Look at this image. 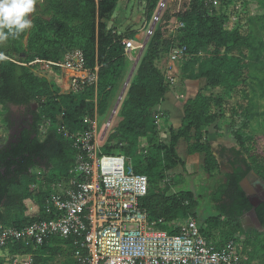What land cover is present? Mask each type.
Instances as JSON below:
<instances>
[{
  "label": "trees",
  "instance_id": "16d2710c",
  "mask_svg": "<svg viewBox=\"0 0 264 264\" xmlns=\"http://www.w3.org/2000/svg\"><path fill=\"white\" fill-rule=\"evenodd\" d=\"M158 2L146 1L147 23ZM233 2L219 0L218 7L214 8L204 0H189L185 11L173 16L177 23L183 24L174 32L178 33L176 37H165V26L172 17L168 11L164 13L144 47L136 74L131 76L119 111L120 121L108 139L106 152L122 153L131 160L134 173L147 178V194L140 201L141 207L146 209L149 221L169 234L178 232L177 222L194 216L197 200L190 190L161 188L159 184L174 166L186 172L185 162L177 153L180 141L184 142L188 156L202 155L206 170L217 168V160L204 138V128L213 125L222 114L221 98L205 97L201 91L188 94L181 107L183 116L170 133L168 143L158 142L154 124L157 107L165 100L169 84L156 62L172 46H184L185 56L178 68L180 78L202 79L207 88L232 91L240 83L246 66L242 47L248 49V59L256 62L263 47L260 39L257 47L253 46L257 32L252 27L243 24L231 30L223 27L228 19L225 7ZM116 3L117 0H35L30 26L16 37L0 39V115L4 117L5 130L11 129L8 106H36L30 120L18 125L0 145V225L21 229L45 218L50 185L67 179L78 154L70 135L86 130L94 113L93 88L78 94L61 92L54 80L37 76L28 64L35 59L61 61L68 52L79 49L87 67H98L96 108L98 116L103 117L128 72L129 59L122 40L132 39L106 28ZM197 54L203 56L194 72L193 59ZM211 106L218 112L212 113ZM251 116L246 110L241 126L229 133L235 146L221 148L219 152L226 158L231 172L224 174L225 182L212 193L213 208L218 214L206 219L215 227L220 223L234 226L232 231L223 234L224 241L211 236L210 240L219 239L222 243L232 240L239 246L241 255L251 237L264 236V232L245 230L240 225L241 217L254 209L264 230V202L253 207L240 185L250 172L264 181V169L257 164L260 156L251 154L245 146L243 129ZM41 125L47 129L42 140L39 138ZM34 169L39 171L38 175L33 173ZM33 197L38 211L26 216L24 201ZM199 230L204 235L203 228ZM260 248L264 252V244ZM72 251L70 240L58 237L46 240L40 247L18 241L3 249L6 255L32 254L33 264L65 252L70 253L71 264H76Z\"/></svg>",
  "mask_w": 264,
  "mask_h": 264
},
{
  "label": "built area",
  "instance_id": "2783aa9c",
  "mask_svg": "<svg viewBox=\"0 0 264 264\" xmlns=\"http://www.w3.org/2000/svg\"><path fill=\"white\" fill-rule=\"evenodd\" d=\"M171 1H175L173 11ZM204 1L209 7L219 5V0ZM188 4L189 0H159L150 22L143 25V28L146 26L145 38L153 35L165 12L173 17L185 11ZM172 20L167 25V36L183 27ZM146 39L122 40L129 61L134 60L132 52L140 54ZM185 52L184 46L171 49L170 65L182 59ZM28 65L37 76L52 80L61 78L64 93L78 94L93 88L94 113L86 130L70 135L78 154L67 179L50 185L45 218L21 229L0 225V257H7L10 264H33L32 254L4 253L2 256L3 249L18 241L40 247L46 240L58 237L70 240L76 264H244L234 241L222 243L219 239H211L210 242L191 217L175 224L178 229L175 234L156 227L140 204L147 194V178L135 174L131 160L122 153L106 152L108 139L119 121L130 72L105 115L99 117L96 108L98 67H87L79 49L71 50L61 61L35 59ZM166 79L168 83L173 82L170 77Z\"/></svg>",
  "mask_w": 264,
  "mask_h": 264
},
{
  "label": "rangeland",
  "instance_id": "374dc122",
  "mask_svg": "<svg viewBox=\"0 0 264 264\" xmlns=\"http://www.w3.org/2000/svg\"><path fill=\"white\" fill-rule=\"evenodd\" d=\"M146 1L147 0H117L115 10L110 16L106 28L115 30V32L124 36H132L134 40L135 35L139 33L140 30L143 32L146 30V26L143 28L146 22L144 15ZM261 1L264 3V0ZM174 2L175 1H171V3H173L170 7L172 11L175 10ZM225 12L227 13L228 19L225 21L223 27L226 30L234 29L239 24H241V26L246 25L247 27H252L257 32L254 33L255 40L253 41V46L257 47V41L259 39L262 41L263 46L259 61L257 62L249 60L248 49L242 47L243 61L246 66L243 70L240 83L232 91L228 92L222 88H207L205 85L206 82L202 79L190 80L180 78L178 76V68L181 64L180 59L177 60L173 66L169 63V53L171 49L176 47L175 45L156 62L158 68L165 73L166 78L170 77L173 80L172 83H168L169 91L166 94L165 100L157 107L158 115L156 116L154 124L157 127L156 139L158 142L162 144L168 143L170 133L178 127L179 121L182 118L181 107L188 94L201 91L205 97L213 99L217 97L221 98L222 114H217L218 117L213 125L204 128V138L210 145L217 160V168L211 171L206 170L203 166L202 155L196 154L188 156L185 152L184 142L180 141L177 147V153L185 162L186 172H183L180 166H174L165 180L159 184L161 188L169 186L174 190H190L194 193L197 204L193 210L194 216L191 217L195 219L199 228H203L204 236L210 242V236L213 238L220 237L224 241L223 234L232 231L234 228V226L225 225L224 223H220L215 227L211 223L206 222V219L207 217H214L218 214L213 208L212 193L215 194L219 185L225 182L224 174L231 171L226 158L220 156L219 152L221 148L235 146L233 137L229 135V133L241 126L242 115L246 110H249L252 116L248 121V125L243 129L246 137L245 146L250 150L251 154L260 156L257 164L264 169V83H262L264 80V6L260 0H235V2L225 7ZM30 18L31 17H29L28 21H30ZM172 19V22L176 20L175 17H172ZM168 23L169 21L167 25ZM250 23H252L253 26L250 25ZM167 25L164 31L165 37L168 35ZM242 32L245 35L247 31L244 29ZM177 34L178 33H172L170 36L176 37ZM139 38H141L140 41L146 39L145 36L142 37V35ZM148 40L149 38L146 39L145 46ZM143 50L144 48L138 56L134 51L132 53L134 60L128 62L126 68L128 71L127 73H131L133 67L136 66L132 73V77L136 74ZM202 56V54H197L195 59H193L195 61L194 72L197 71ZM54 81L57 83L61 92H65L63 80L58 77ZM167 81L169 82L168 79ZM161 105L165 106L161 107ZM35 109V104L28 107L8 106L7 117L11 124V129L8 132L5 130L6 125L3 120L4 117L0 115V145L7 141L9 133H13L18 125L30 120L31 112ZM211 112L217 113L218 110L214 106H211ZM46 131V126L41 125L39 130L40 140L44 138ZM33 173L38 175L39 171L34 169ZM242 185L250 198H252V202L259 200L260 196L264 197V181L258 178L254 173L250 172L243 180ZM173 189H171V191ZM24 204L26 206V216H32L37 213L38 208L35 197L24 201ZM240 225L245 230L253 228L260 233L264 232L263 229L255 227L256 225L252 224L251 226L249 221L246 224L240 221ZM263 244V235H261L259 239L251 237L249 239V245L242 251L244 263L264 264V252L260 248ZM3 255L4 253L2 256ZM70 261H72L70 253L65 252L51 258L46 257L40 264H71ZM1 264H10V261L7 257H3Z\"/></svg>",
  "mask_w": 264,
  "mask_h": 264
},
{
  "label": "clouds",
  "instance_id": "9594fccd",
  "mask_svg": "<svg viewBox=\"0 0 264 264\" xmlns=\"http://www.w3.org/2000/svg\"><path fill=\"white\" fill-rule=\"evenodd\" d=\"M34 3L35 0H0V39L16 37L30 26L25 14L34 10Z\"/></svg>",
  "mask_w": 264,
  "mask_h": 264
},
{
  "label": "water",
  "instance_id": "95a60500",
  "mask_svg": "<svg viewBox=\"0 0 264 264\" xmlns=\"http://www.w3.org/2000/svg\"><path fill=\"white\" fill-rule=\"evenodd\" d=\"M29 17H30V13L25 14V18H26L27 20L29 19ZM136 63H137V62H136ZM135 68H136V66L133 67V70H132V72L130 73L129 78L131 77V75H132V73H133V71H134ZM242 182H243V181H242ZM242 182L240 183L241 188L243 189L245 195H246L247 197H249V194H248L247 191L244 189V187H243V185H242ZM249 198H250V197H249ZM250 201H251L253 207H256V206L259 204V201H256V202H252V200H250ZM263 201H264V200H263ZM250 215H251V216L253 217V219L255 220V223H256L258 226H260V223H259V221H258V219H257V217H256V214H255L254 209H252V210L250 211Z\"/></svg>",
  "mask_w": 264,
  "mask_h": 264
},
{
  "label": "flooded vegetation",
  "instance_id": "af4514ba",
  "mask_svg": "<svg viewBox=\"0 0 264 264\" xmlns=\"http://www.w3.org/2000/svg\"><path fill=\"white\" fill-rule=\"evenodd\" d=\"M249 197H250V196H249ZM250 200H252V198H250ZM263 200H264V197H261V196H260V199H259V200H256V201H259V203H260V202H264ZM256 201H255V202H256ZM240 221H241L243 224H246V223L249 221L250 224H251V226H252V224H253V225H256L255 227H257V228H261V226H258V225L255 223V220H254L253 217L250 215V212L244 214V215L241 217ZM252 229H253V228H252ZM261 229H262V228H261ZM254 230H255V229H254Z\"/></svg>",
  "mask_w": 264,
  "mask_h": 264
},
{
  "label": "crops",
  "instance_id": "0c3cea01",
  "mask_svg": "<svg viewBox=\"0 0 264 264\" xmlns=\"http://www.w3.org/2000/svg\"><path fill=\"white\" fill-rule=\"evenodd\" d=\"M141 35H142V37H144V35H145V32H143V31H139V33H137L136 35H135V37H134V40L133 41H140V39L141 38H139V37H141ZM143 39V38H142ZM133 53V52H132ZM132 53H131V55H132ZM63 82V81H62ZM165 105H161V107H164ZM173 114H175L174 112H172ZM183 116V115H182ZM231 172V171H230ZM230 172H226V173H230Z\"/></svg>",
  "mask_w": 264,
  "mask_h": 264
}]
</instances>
